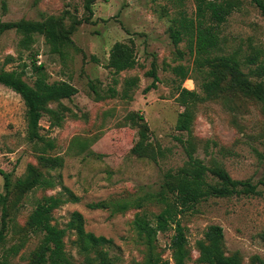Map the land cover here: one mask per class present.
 I'll list each match as a JSON object with an SVG mask.
<instances>
[{
	"label": "rangeland",
	"instance_id": "374dc122",
	"mask_svg": "<svg viewBox=\"0 0 264 264\" xmlns=\"http://www.w3.org/2000/svg\"><path fill=\"white\" fill-rule=\"evenodd\" d=\"M87 3L0 0L2 21H44L53 15L62 18L69 30L61 51L43 33H34L29 41L15 28L6 30L0 36V69H23L25 80L34 85V63L42 62L49 82L65 80L78 89L71 98L49 103L51 111L44 112L40 122L42 141L29 136L21 95L0 83V193L4 192L1 170L11 172L15 183L34 166L46 180V185L20 196L13 186L11 219L0 258L10 264L31 260L44 235L30 228V215L42 198L54 196L59 205L53 210L52 223L67 228L64 241L70 264H100V252L107 253L111 264H147L150 250L135 219L147 215L156 224L155 215L164 208L156 196L169 176L185 166L192 150L207 165L222 166L235 179H250L258 193L210 196L183 213L186 264H208L199 259V242L212 224L223 227L226 254L237 253L242 264H264L263 102L243 95L227 81L223 97L195 105L191 132L179 130V113L185 109L178 100L180 86L205 93L200 86L203 73L188 36L178 44L173 41L171 25L178 8L169 0H93L91 9ZM184 9L195 17V0H186ZM130 40L135 43L138 64L114 74L108 66L110 51L117 41ZM217 43L214 55L236 53L245 59L259 51L264 58V14L252 0H242L241 7L219 26ZM153 62L160 79L146 91L154 79L147 74ZM179 64L189 72L183 83L174 70ZM209 68L205 63L201 69ZM249 78L264 82V76ZM128 79L135 84L128 86ZM139 114L150 128L145 155L133 151L142 128ZM45 141L53 142L55 148L42 151ZM41 154L61 156L63 163L52 165L41 160ZM209 174L208 179L216 181ZM96 202L106 206L92 208L90 204ZM119 202L128 207L118 208ZM74 211L82 213L86 231L113 242L82 250L76 230L68 225ZM175 228L172 224L158 231L153 241L156 254L171 264H175L171 246Z\"/></svg>",
	"mask_w": 264,
	"mask_h": 264
},
{
	"label": "trees",
	"instance_id": "16d2710c",
	"mask_svg": "<svg viewBox=\"0 0 264 264\" xmlns=\"http://www.w3.org/2000/svg\"><path fill=\"white\" fill-rule=\"evenodd\" d=\"M88 0L87 8L91 9V2ZM178 8V14L173 18L171 25V34L173 41L177 44L184 36H188L190 46L197 54L198 68L203 73V79L200 86L205 95L199 94L195 89H189L180 86L178 100L185 106V109L179 113L177 128L191 132V126L194 120L193 108L204 99H214L223 97L225 83L237 89L243 95L250 96L263 102L264 105V82L252 81L249 75L258 77L264 76V58H260L259 51H253L245 59L240 58L236 53L219 55L213 54V49L218 45L219 26L227 21L228 17L241 7L242 0H195L196 16L191 18L186 14L184 5L186 0H169ZM253 3L264 14V0H252ZM15 28L25 35L26 39L34 33H43L46 39L52 43L56 51H61L68 38L66 35L68 29L63 25L62 18L49 16L44 21H30L21 19L18 21L0 20V36L9 29ZM24 37V38H25ZM27 40V41H28ZM117 41L111 51L108 66L114 74H119L126 69L135 68L138 64L136 48L134 41ZM208 64V70H202L204 64ZM255 65L253 67L252 65ZM249 67L246 71L245 68ZM34 69L37 71V77L34 85L25 80V70H6L0 69V83L10 87L21 95L26 105L29 136L32 140H44L40 133L41 119L44 112L51 111L49 103L53 100L62 98H71L78 92L76 86L68 81L49 82L45 73V67L42 64L34 63ZM175 72L181 76V81L189 77L188 69L179 64L174 68ZM153 76V81L146 87V91L157 86L160 79L156 72V63L153 62V68L147 72ZM136 79V78H135ZM134 79H128L126 84L132 86ZM115 93V89H112ZM113 95V94H112ZM136 119L135 115L131 116ZM142 121L140 140L134 146L133 151L139 155L146 153V141L149 136V124L143 114L138 115ZM55 148L51 141H45L42 151ZM41 160L52 165H62L61 156L50 157L45 154L40 155ZM4 175V192L0 193V204L2 208V219L0 221V248L3 246L6 237L9 222L11 219V210L9 199L13 186L19 191V196L32 190L37 186L46 185L41 173L34 166L29 167V173L24 178H19L15 183L12 181V173L1 170ZM217 177L216 181L208 179L210 174ZM156 198L164 204L161 212L155 215L156 224H152L147 215H137L135 219L136 228L142 238L145 239L148 249L147 264H171L169 260H162L155 250L153 241L158 231H166L172 224H175V233L172 236L171 246L174 248L175 264H186L188 256L187 236L185 227L182 225L180 216L191 211L203 199L210 196H232L234 194H256L257 184L250 179H235L222 166H209L200 158L195 157L193 151H189V159L184 167L176 173L171 174L164 184ZM59 205V199L54 196L42 198L30 215L28 225L34 231L42 232L43 239L38 248L33 252L31 260L27 264H70L71 261L66 255L64 237L67 228L59 227L52 223L53 210ZM118 208L125 209L128 203L119 202ZM92 208L106 206V202L91 203ZM69 227L74 228L77 233V239L84 251L92 248L112 243L111 238L104 235H96L93 232L85 230L84 217L81 212L74 211L69 221ZM223 227L219 224H212L205 232V239L199 242V259L208 264H242L237 253L226 254L223 248ZM106 252H100V264H111V260L106 256ZM0 264H10L6 258H0Z\"/></svg>",
	"mask_w": 264,
	"mask_h": 264
}]
</instances>
